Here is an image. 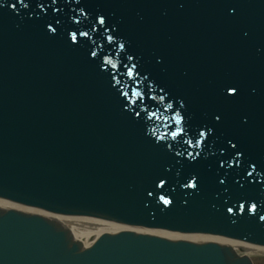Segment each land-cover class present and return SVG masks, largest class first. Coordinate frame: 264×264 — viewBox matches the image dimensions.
<instances>
[{"label":"water","instance_id":"water-1","mask_svg":"<svg viewBox=\"0 0 264 264\" xmlns=\"http://www.w3.org/2000/svg\"><path fill=\"white\" fill-rule=\"evenodd\" d=\"M9 3L0 7L1 200L264 245V0H57L55 13ZM98 16L105 25L93 32ZM108 61L136 65L155 116L124 107L129 80L112 81ZM232 245L255 249L131 230L82 248L49 217L0 210V264H251Z\"/></svg>","mask_w":264,"mask_h":264},{"label":"snow or ice","instance_id":"snow-or-ice-1","mask_svg":"<svg viewBox=\"0 0 264 264\" xmlns=\"http://www.w3.org/2000/svg\"><path fill=\"white\" fill-rule=\"evenodd\" d=\"M35 3H36V8H38V9L42 10L45 7H49V4H50L51 5V7H50V11L51 12L55 13V12L58 11V9L55 7V5L57 4V0H49V3H45V0H35ZM17 5H20L21 7L27 8L29 6V0H15V3H9L8 7L11 8V9H15L17 7ZM3 6H4V0H0V7H3ZM29 15H31V13H29ZM97 25H100V26H104L105 25V18L103 16L96 17L95 23L91 26V29H92L93 32L96 31ZM48 28L50 30H54V29H52V25L51 24L48 25ZM103 31L107 32L108 31L107 27H103ZM69 35L71 37V41H72L73 44L78 43L77 38H76L77 37V33L76 32L69 33ZM79 35L87 36L88 33H86V32L79 33ZM107 40L111 44L114 45V43H115L114 35L108 36ZM119 48L123 49L124 45L123 44L119 45ZM93 55H95V53H93ZM132 60H133V57L131 55L127 56V61L130 62ZM108 63L110 64L111 69L117 70L116 73H110V78H111L112 81L116 80V75L117 74H119L121 76H126L128 78V80H129V84L127 85L128 91L119 93L120 95H122L125 98L124 107L126 109H129V110L133 111L136 116H140L141 115L140 111H135L136 108H139L142 111H144L147 114V116H149V117L155 116L156 113L152 112V111H148L147 104L145 103V98H147L148 102H151L153 100V97L151 95H149V93L152 92L151 84L150 83L148 84V86L146 87V90L144 92L139 91L138 88L135 87V85H137L140 82L138 78L141 75L139 73V71H134V69L136 68V65L133 64V65H131V67H129L128 65L125 64L123 66V70L121 71L118 68V65L116 63H112L111 61H108ZM101 67H103V64H101ZM144 79H147V77H144ZM117 91L119 92V89H117ZM237 91L238 90L235 87H233V86L227 87V92L230 94V97L232 95L236 94ZM160 100H164V97H160ZM165 108H166V110H171L173 108L172 102L170 100L166 103ZM165 118H168V117L165 116ZM216 119L219 120L220 117L217 116ZM172 120L174 121V124H176V125H180L181 124L182 117L179 114L178 110H176V111H174L172 113ZM183 131H184V129L182 127L181 128H176L175 131H171L170 132V135L172 137H177ZM208 131L210 132L211 129H208ZM198 136H201V137L204 136V131L203 130L199 131ZM195 143L199 144L200 143L199 139H196ZM232 147H235V145L233 144ZM189 155H191V153H189ZM236 155L240 156L241 153L239 151H237ZM222 163H223V161H222ZM246 175H251V173L246 172ZM194 179H195V177H193L192 179H190L188 181V184H187L188 187H193L194 186L193 182H192ZM164 184H165V181L163 179H160L159 183H157L155 185V187L156 188H160ZM149 195H152V193L150 192ZM160 199L163 201V203L165 205L170 203V201L168 199H166L164 196H161ZM254 210H255V205L254 204L247 208V211H249V212H252ZM228 211H232V209L229 208ZM259 218L261 220H264V215H261Z\"/></svg>","mask_w":264,"mask_h":264},{"label":"bare ground","instance_id":"bare-ground-1","mask_svg":"<svg viewBox=\"0 0 264 264\" xmlns=\"http://www.w3.org/2000/svg\"><path fill=\"white\" fill-rule=\"evenodd\" d=\"M17 210L22 211L28 214L41 215L46 216L53 219L57 222L66 233L72 238L76 239L79 245L82 248L89 246L96 237H98L101 233H117L120 231L131 230L135 232H162L172 236H182V237H202L208 239H214L217 241H224L229 243L236 244H246L255 249H239L236 245L231 246V250L235 253L236 256L244 255L246 258L251 259L252 257H260L264 258V245L251 243H243L241 241L231 240L225 237H221L218 235L204 234V233H184L177 232L175 233L163 231V230H151L145 228H139L138 226H133L130 228L125 224L109 221L98 217H91L87 215H58L54 213L44 212L42 209L35 207H24L22 205H18L16 203H12L10 201H4L0 199V210ZM263 248V249H261Z\"/></svg>","mask_w":264,"mask_h":264},{"label":"rangeland","instance_id":"rangeland-1","mask_svg":"<svg viewBox=\"0 0 264 264\" xmlns=\"http://www.w3.org/2000/svg\"><path fill=\"white\" fill-rule=\"evenodd\" d=\"M253 264H264V258L260 257H252Z\"/></svg>","mask_w":264,"mask_h":264}]
</instances>
